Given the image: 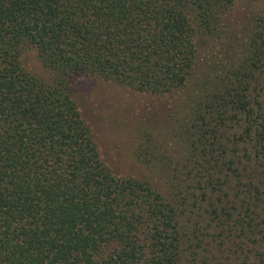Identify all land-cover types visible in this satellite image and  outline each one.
I'll return each mask as SVG.
<instances>
[{"label": "trees", "instance_id": "trees-1", "mask_svg": "<svg viewBox=\"0 0 264 264\" xmlns=\"http://www.w3.org/2000/svg\"><path fill=\"white\" fill-rule=\"evenodd\" d=\"M239 1L264 0H0V264H180L188 214L232 248L220 264H264V12L238 36ZM206 41L215 60L173 116L182 156L160 162L168 197L114 175L72 79L173 95Z\"/></svg>", "mask_w": 264, "mask_h": 264}, {"label": "rangeland", "instance_id": "rangeland-1", "mask_svg": "<svg viewBox=\"0 0 264 264\" xmlns=\"http://www.w3.org/2000/svg\"><path fill=\"white\" fill-rule=\"evenodd\" d=\"M263 12L264 1L248 5L245 1H239L226 14L225 21L230 29L239 32L238 36L242 37L248 18L257 17ZM210 45L207 41L199 43L196 68L191 81L183 91L173 95L140 93L91 76L82 75L72 79L74 98L80 112L91 128L104 164L114 175L146 181L162 196L168 197V172L166 168H161L160 162L166 164L167 158L164 157L176 160L182 156L183 144H175L178 139L173 137V116L176 111L182 110L181 106L177 109L178 105L196 93L198 87L194 84L195 81L214 62L215 49ZM26 50L28 49L24 51ZM21 61L26 70L40 72L32 50L30 57H21ZM186 105L190 106V103ZM142 151L143 157L148 160L157 156L159 162L155 163L158 166H155L154 161L149 165L143 163L139 158ZM195 223L196 219L192 214L183 217L181 222L184 244L180 264H220L223 261L222 255L228 253L227 247H231L224 243L225 252L221 255L217 245L224 237L215 236L217 230L213 227L206 228L204 224ZM189 239H204L210 246L196 251L191 249L196 241H188ZM204 249L208 252L203 251ZM195 251L197 255L193 254Z\"/></svg>", "mask_w": 264, "mask_h": 264}, {"label": "clouds", "instance_id": "clouds-1", "mask_svg": "<svg viewBox=\"0 0 264 264\" xmlns=\"http://www.w3.org/2000/svg\"><path fill=\"white\" fill-rule=\"evenodd\" d=\"M30 54H31V50H26V51L22 52V57H25V58L30 57ZM21 66L24 67V64L22 63ZM81 79H83V78H81Z\"/></svg>", "mask_w": 264, "mask_h": 264}]
</instances>
